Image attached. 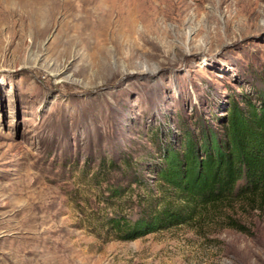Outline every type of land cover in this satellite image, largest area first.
Instances as JSON below:
<instances>
[{
  "label": "rangeland",
  "instance_id": "rangeland-1",
  "mask_svg": "<svg viewBox=\"0 0 264 264\" xmlns=\"http://www.w3.org/2000/svg\"><path fill=\"white\" fill-rule=\"evenodd\" d=\"M263 78L264 0H0V264H264L258 200L131 241L89 221L108 185L157 195L156 130Z\"/></svg>",
  "mask_w": 264,
  "mask_h": 264
},
{
  "label": "trees",
  "instance_id": "trees-1",
  "mask_svg": "<svg viewBox=\"0 0 264 264\" xmlns=\"http://www.w3.org/2000/svg\"><path fill=\"white\" fill-rule=\"evenodd\" d=\"M262 87L251 93L229 95L224 113L198 117L191 124L182 121L173 141L153 134L159 151L152 170L157 195L125 197L130 186L108 185L102 189V212L89 219L105 237L131 241L152 232L200 220L211 207L234 201L264 202V78ZM215 120V121H214ZM170 132V131H169ZM175 137V136H174ZM168 138V139H167ZM104 168L92 177L105 179L115 169ZM133 182L139 171L127 161ZM104 172V173H103ZM122 177L124 170L120 171ZM234 229L244 227L230 221Z\"/></svg>",
  "mask_w": 264,
  "mask_h": 264
}]
</instances>
